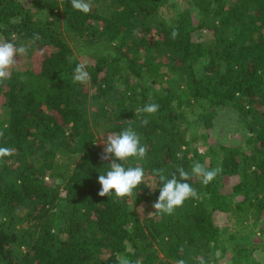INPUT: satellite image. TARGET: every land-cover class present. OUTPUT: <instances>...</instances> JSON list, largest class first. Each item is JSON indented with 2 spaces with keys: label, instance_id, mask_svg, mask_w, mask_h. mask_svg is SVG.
<instances>
[{
  "label": "trees",
  "instance_id": "1",
  "mask_svg": "<svg viewBox=\"0 0 264 264\" xmlns=\"http://www.w3.org/2000/svg\"><path fill=\"white\" fill-rule=\"evenodd\" d=\"M89 3L0 0V40L29 57L0 85V146L14 149L0 164V264H264V0ZM81 62L87 84L73 79ZM129 126L148 150L124 166L147 179L101 197L100 140ZM197 161L222 168L186 181L199 199L141 217L155 170Z\"/></svg>",
  "mask_w": 264,
  "mask_h": 264
},
{
  "label": "clouds",
  "instance_id": "2",
  "mask_svg": "<svg viewBox=\"0 0 264 264\" xmlns=\"http://www.w3.org/2000/svg\"><path fill=\"white\" fill-rule=\"evenodd\" d=\"M71 7L84 14H88L91 11L89 0H71ZM170 35L172 39H176L179 36V30L173 28ZM35 39L38 40L39 36H35ZM27 51L28 49L25 45L17 46L13 42L0 40V85H3L5 81L10 79L11 69L18 63L17 57L25 56ZM73 79L82 84L89 82L90 74L87 71L85 63L81 62L76 65ZM159 107V104L152 103L144 106L141 111L148 115H154L159 110ZM148 122L149 120L144 118L140 123L141 126H146ZM3 135L4 133L0 131V136ZM103 140L105 147L101 154V159H111V163L109 164L110 170L106 174H100L98 177V182L102 186L98 195L101 197H111L113 196L112 190H115L114 195L116 197L131 198L134 195V190L141 184H144L147 178L143 167L134 166L126 168L124 164L131 158L143 160L146 157L148 149L145 145H142L140 135L131 126L118 133L110 134ZM13 154L14 149L0 146V164L5 163V158ZM117 160L122 163H118ZM221 172L222 168L208 169L199 161L192 165L191 174L183 167H178L169 177V175L165 174L164 169H156L155 175L158 177V182L162 183V186L159 187V197L153 204V207L158 212L168 215L173 214L175 209L181 207L187 199H199L198 192L186 181L193 177H200L204 184H208ZM176 173H178V176ZM148 187L153 188L151 184H148ZM117 261L118 264H132L128 257L121 256L120 254H117ZM136 264H139V261ZM176 264H186V261L180 259L176 261ZM199 264H204V261L200 260Z\"/></svg>",
  "mask_w": 264,
  "mask_h": 264
},
{
  "label": "rangeland",
  "instance_id": "3",
  "mask_svg": "<svg viewBox=\"0 0 264 264\" xmlns=\"http://www.w3.org/2000/svg\"><path fill=\"white\" fill-rule=\"evenodd\" d=\"M28 60H29V57L27 55L23 56L22 58L19 57V61H18L17 65H20L22 62H25ZM0 97H2V96H0ZM1 100L2 99L0 98V102H1ZM100 143L102 144L103 147H105V143L103 140H100ZM137 208H138L139 213L141 214V217H143L144 214H146V213H147L146 215L148 216L155 210L153 205L148 206V204L139 205V206H137ZM222 218H224V215H222Z\"/></svg>",
  "mask_w": 264,
  "mask_h": 264
}]
</instances>
